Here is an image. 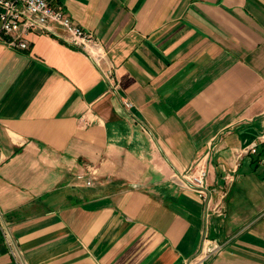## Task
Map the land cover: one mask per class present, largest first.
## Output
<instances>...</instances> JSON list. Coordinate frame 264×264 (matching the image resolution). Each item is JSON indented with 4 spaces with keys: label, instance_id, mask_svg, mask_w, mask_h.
<instances>
[{
    "label": "crops",
    "instance_id": "1",
    "mask_svg": "<svg viewBox=\"0 0 264 264\" xmlns=\"http://www.w3.org/2000/svg\"><path fill=\"white\" fill-rule=\"evenodd\" d=\"M50 3L104 55L0 41V215L24 264H186L205 237V264H264V145L236 159L264 127V0ZM207 153L210 185L236 170L225 218L174 178Z\"/></svg>",
    "mask_w": 264,
    "mask_h": 264
},
{
    "label": "built area",
    "instance_id": "2",
    "mask_svg": "<svg viewBox=\"0 0 264 264\" xmlns=\"http://www.w3.org/2000/svg\"><path fill=\"white\" fill-rule=\"evenodd\" d=\"M39 29L48 34L57 36L64 43L66 42L74 49L83 52L91 61L104 55L99 40L89 31L77 26L66 12L59 6H53L50 0H0V41L9 48L16 50L28 49L25 35L30 31ZM106 78L113 89L117 88L112 72L106 74ZM126 109L132 108L130 101H124ZM262 134L253 142L248 144L237 154V161L244 156L258 155L259 147L264 145V127ZM209 153L196 160L188 169L174 175L175 181L180 187L193 191L200 196L206 210V217L215 215L225 218L227 215L226 201L229 190L234 184V171L227 172L224 176L225 185L219 187L208 183V165L206 159ZM264 164V156L260 161ZM79 182H84L87 186H92L94 171L89 167H84L80 174L75 176ZM0 231L4 242L8 246L10 254L16 264H24L21 254L8 225L1 219ZM200 250L186 264H205L208 259L218 253L222 246L215 241L205 237Z\"/></svg>",
    "mask_w": 264,
    "mask_h": 264
}]
</instances>
